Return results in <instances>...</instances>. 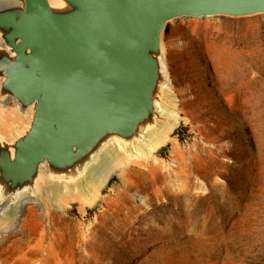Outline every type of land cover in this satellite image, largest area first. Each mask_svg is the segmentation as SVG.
I'll use <instances>...</instances> for the list:
<instances>
[{"label":"rangeland","instance_id":"1","mask_svg":"<svg viewBox=\"0 0 264 264\" xmlns=\"http://www.w3.org/2000/svg\"><path fill=\"white\" fill-rule=\"evenodd\" d=\"M163 46L161 132L0 216V264H264V14L176 19Z\"/></svg>","mask_w":264,"mask_h":264},{"label":"water","instance_id":"2","mask_svg":"<svg viewBox=\"0 0 264 264\" xmlns=\"http://www.w3.org/2000/svg\"><path fill=\"white\" fill-rule=\"evenodd\" d=\"M264 14V0H0V216L90 186L167 117L164 31L180 18Z\"/></svg>","mask_w":264,"mask_h":264}]
</instances>
